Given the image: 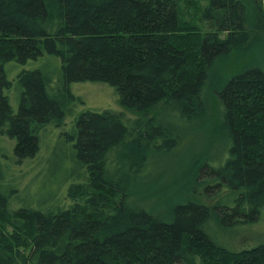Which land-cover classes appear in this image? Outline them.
I'll return each mask as SVG.
<instances>
[{
  "label": "trees",
  "instance_id": "1",
  "mask_svg": "<svg viewBox=\"0 0 264 264\" xmlns=\"http://www.w3.org/2000/svg\"><path fill=\"white\" fill-rule=\"evenodd\" d=\"M253 3L264 31V0ZM250 40L244 0H0V135L16 142V164L33 158L42 131L75 103L71 84L84 82L111 85L139 114L171 105L196 119L214 67ZM45 55L62 61L58 82L42 69L22 71L15 113L6 65ZM217 96L228 157L198 171L214 181L205 186L216 192L213 206L186 200L162 217L132 205L148 153L180 143L154 116L130 124L111 111L79 113L62 136L78 171L67 170L60 203L48 208L11 209L0 149V264H264V245L234 250L211 233L250 226L264 208V69L236 73Z\"/></svg>",
  "mask_w": 264,
  "mask_h": 264
},
{
  "label": "rangeland",
  "instance_id": "2",
  "mask_svg": "<svg viewBox=\"0 0 264 264\" xmlns=\"http://www.w3.org/2000/svg\"><path fill=\"white\" fill-rule=\"evenodd\" d=\"M244 2L248 10L250 43L234 51L212 70L211 80L204 93L205 112L201 117L185 119L171 105L159 106L146 114H139L122 107L117 91L107 83H72L71 90L77 98L75 103L69 108L63 121L57 125H49L42 131L40 150L33 158L16 164V142L0 135V149L4 156L1 159L4 161L2 165L11 185L7 191L13 193L11 209L27 206L48 208L60 203L57 196L58 182L65 180L67 170L70 173L78 171L73 162L64 158L70 146L63 143L66 139L62 136L71 129L79 113L85 110L115 112L130 124L136 120H144L146 116H154L180 137V143L173 151L148 153L146 176L135 181L131 187L132 205L146 208L162 217V213L169 212L172 207L186 200H197L213 206L218 197L212 189L210 194L206 193L205 186L212 185L214 181L199 179L198 171L206 163L211 168L221 167L228 157V143L222 128V106L217 92L230 77L245 68L259 66L264 69V31L257 29L259 17L253 0ZM61 66V59L50 55L26 65L8 63L6 71L14 84L10 91V103L14 112L17 113L20 107L17 76L22 71L42 69L57 83ZM15 174L22 185L27 187L18 188ZM59 195L64 203L67 202L65 186L59 190ZM213 228L211 233L218 242L234 250L264 245V208L259 221L250 226L243 224L240 228H233L217 225Z\"/></svg>",
  "mask_w": 264,
  "mask_h": 264
}]
</instances>
